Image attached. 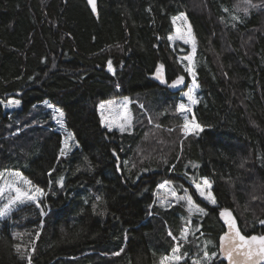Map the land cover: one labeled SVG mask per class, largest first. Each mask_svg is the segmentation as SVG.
<instances>
[{
    "label": "trees",
    "instance_id": "obj_1",
    "mask_svg": "<svg viewBox=\"0 0 264 264\" xmlns=\"http://www.w3.org/2000/svg\"><path fill=\"white\" fill-rule=\"evenodd\" d=\"M181 15L195 38L198 135L177 111L192 80L189 46L169 40ZM161 65L167 82L183 77L178 91L148 77ZM123 97L131 127L109 131L98 104ZM57 109L75 141L63 156ZM202 178L215 204L195 189ZM13 179L44 195L0 218V264H159L176 245L180 264H225L221 208L245 235L264 234V0H98L97 15L85 0H0V185ZM164 181L206 214L157 205Z\"/></svg>",
    "mask_w": 264,
    "mask_h": 264
},
{
    "label": "snow or ice",
    "instance_id": "obj_2",
    "mask_svg": "<svg viewBox=\"0 0 264 264\" xmlns=\"http://www.w3.org/2000/svg\"><path fill=\"white\" fill-rule=\"evenodd\" d=\"M89 4L92 6V11H96V4L95 0H88ZM248 2V0H246ZM245 13H247V9H244ZM184 20L186 22V17L183 15L179 17H173V23L176 22V20ZM233 19H236V17H233ZM177 35L175 37L169 36V39H182L185 44L192 43L193 45V53L195 52V38L192 35L191 27L189 26L187 31L184 32L180 28L176 29ZM184 59L188 61V66L185 68L186 71H188L190 74H193V85L188 89L184 95L188 98V100L191 102V104H196L197 100L195 99L193 92L198 85L195 83V76H194V66H193V57L187 56ZM162 65L160 68L157 69V72L160 73L162 69ZM109 71H112L111 62H109L108 65ZM161 79V82H163L162 75L159 77ZM183 81V77H179L176 81H173V85L180 83ZM20 101L18 100H10L8 102L9 105H19ZM114 101H108L107 105H113ZM128 101L125 100L121 104V108L124 109V111L121 112H110V115L106 118L104 115V112H101V124L109 129L111 131L113 127L119 128L121 132H124L127 128L131 127L132 117L131 114L128 112ZM48 107H52V105H47ZM100 108L102 110H106L105 104H101ZM178 112H188L191 111L190 106H187L183 103L179 104L177 106ZM56 112L59 114V117H61V120L58 121L61 128L64 127L62 118L64 116V113L60 111L59 109L56 110ZM151 123V120H149ZM159 127V125H157ZM171 131V129H170ZM182 131L185 135H187L190 131L195 132V134H199L201 131H203V128L195 123L193 120L191 123V126L189 124L187 115L184 116V125L182 128ZM69 139L71 138V133L68 134ZM67 146V145H66ZM60 155H65V148H61ZM15 177L19 178L23 181L24 184H27L31 186V181L25 180L23 177H20L19 173L14 174ZM60 181H58L59 183ZM168 182L165 181L164 184L158 185L160 188H164L165 185ZM211 183L207 178L203 179V184H196L197 192L200 194L201 197H203L205 200H208L209 203L215 204V198L212 196V193L210 191ZM9 192H15V196H10L8 199V204H6L3 208H0V218L5 217L8 215V213L11 211L12 205H15L16 203H24L25 200L33 201L35 202L38 198V196H43V190L36 188L34 193L30 192H24L19 187L16 186V180H9L5 181L3 185H0V196L4 194L5 191ZM175 197V192L173 191L171 193ZM178 201H186L188 204L187 211L189 215H192L194 212L199 213L201 215H205V209L197 206L192 197L189 196L187 193L185 196L177 197ZM37 207H40L39 203L36 205ZM45 213L41 211V215L43 216ZM220 218L223 220L224 224L227 225L228 231L225 232L220 237V252L222 254L223 260L227 261V264H264V235H252V236H245L242 235L239 228L236 225L235 218L233 217L232 213L228 209H222L220 211ZM262 225H264V220L259 221ZM38 235V234H37ZM169 235L171 236L172 233L170 232ZM188 230L185 229L181 232V239L187 238ZM17 251L19 252V246H17ZM180 252V247L177 246L172 250V255L168 256L165 255L161 258L159 264H180V261L182 257L178 255L177 253ZM205 259H208L207 254H205ZM28 264H31V259L29 258ZM193 264H200L199 261H193Z\"/></svg>",
    "mask_w": 264,
    "mask_h": 264
},
{
    "label": "rangeland",
    "instance_id": "obj_3",
    "mask_svg": "<svg viewBox=\"0 0 264 264\" xmlns=\"http://www.w3.org/2000/svg\"><path fill=\"white\" fill-rule=\"evenodd\" d=\"M188 27H189V25L187 24V22H185L184 20H176V22L174 23V30H173V34L171 35L172 37H175L176 35H177V31H176V29L177 28H180L182 31H184V32H186L187 31V29H188ZM170 40V39H169ZM170 42L172 43V44H174V43H176V42H182V43H184L183 42V40L182 39H172V40H170ZM188 46H189V48H190V53L187 55V56H192L193 57V45H192V43H188L187 44ZM186 56V57H187ZM186 65L188 66V61L186 60ZM187 73H189V72H187ZM189 75H190V77H191V81H190V83H189V85H188V88L185 90V91H183V92H181L180 93V95L182 96V98H183V100L184 101H181L180 102V104L181 103H183V104H185V105H187V106H190V108H191V111H188V112H186V113H184V112H179L180 113V115L182 116V118H183V125H184V116L185 115H187V118H188V121H189V124H190V126H191V123H192V121L194 120V118H193V111H192V109H193V104H191V102L188 100V98L184 95V93H186L187 91H188V89L193 85V74H190L189 73ZM193 95H194V97H195V99H196V88L194 89V92H193ZM10 100H13V99H9L8 101H7V103H5L4 104V107L6 108V109H8V111H11L13 108H15L17 105H9L8 104V102L10 101ZM125 100H127L129 103H128V112L131 114V117H132V108H131V100L129 99V98H127V97H123V98H115V99H109V100H105V101H101L99 104H98V107H99V113H100V116H101V112L103 111L104 112V115H105V117L107 118L109 115H110V112H123L124 111V109L123 108H121L120 106H121V104L125 101ZM108 101H114L115 103L113 104V105H107V102ZM101 104H105V106H106V110H102L101 108H100V105ZM46 105H49L48 103H46ZM139 106L140 107H142V104L141 103H139ZM48 107V106H47ZM48 108H50V107H48ZM51 109H53V107H51ZM53 117H54V121H55V125H56V127L58 128V129H60V131L63 133V136H62V148H65V153H67V152H69L72 148H73V146L75 145V141L72 139V137L69 139V136H68V132H66L63 128H61L60 127V125H59V123H58V121L59 120H61V117H59V114L54 110L53 111ZM107 128V127H106ZM170 128H172V127H170ZM108 129V128H107ZM113 129L114 130H118V131H120L119 130V128H117V127H113ZM129 128H127L126 130H128ZM169 129V128H168ZM189 133H195V132H193V131H190ZM188 133V134H189ZM67 145V146H66ZM203 179L204 178H202L201 180H200V183L199 184H203ZM165 182V181H164ZM164 182H162V183H160L159 185H161V184H164ZM168 183L165 185V187L164 188H160V187H157V192H156V196H155V203L157 204V205H159V206H161V207H168V206H170L171 204H173V203H175V202H178V200H177V197H181V196H185V194L186 193H184V194H181V195H179V194H177V192H176V190H175V188L173 187V185L169 182V181H167ZM195 189H196V185H195ZM197 190V189H196ZM175 192V197L171 194L172 192ZM210 191H211V188H210ZM199 194V193H198ZM200 195V194H199ZM203 198V197H202ZM204 199V198H203ZM205 200V199H204ZM207 202H209L208 200H206ZM184 203H185V205H186V207L188 208V204H187V202L186 201H183ZM195 214H199V213H196V212H194ZM186 229V227H184V230ZM183 230V231H184ZM180 238H181V235H180ZM182 240H184V239H182ZM178 245H176L174 248H176ZM178 254V253H177ZM172 255V251H171V253L168 255V256H171ZM179 255V254H178ZM182 257V259H181V261H180V263L181 262H185V257L184 256H181ZM213 257H214V255H209L208 256V259H205V255H203V256H201V257H199V259H197V258H190V261H189V263L190 264H193V261H199L200 262V264H207V263H209L212 259H213ZM185 264V263H184Z\"/></svg>",
    "mask_w": 264,
    "mask_h": 264
},
{
    "label": "water",
    "instance_id": "obj_4",
    "mask_svg": "<svg viewBox=\"0 0 264 264\" xmlns=\"http://www.w3.org/2000/svg\"><path fill=\"white\" fill-rule=\"evenodd\" d=\"M85 1L87 2L89 8H90L91 11H92V6L89 4L88 0H85ZM95 4H96V11H95V12L92 11V12H93L94 15H97V14H98V0H95ZM158 68H160V66H159ZM161 70H163V67H162ZM161 75H162V77H164V76H163V73H161V72L158 73V72L156 71V72H154L153 74H149L148 77H149L150 79H160L159 77H160ZM176 80H177V79H174V80H171L169 83H167L168 88H170L172 91H178V90L180 89L181 85H182V82H180V83L176 84L175 86H172V85H173V81H176ZM222 209H228V208H221V209L219 210V213H218V215H219V219H220V221L222 222V224H223V226H224V230H223V232L219 235V241H218V250H219L220 258L223 260L222 254H221V252H220V237H221L225 232L228 231V228H227V225H225L224 222H223V220L220 218V211H221ZM228 210H230V209H228ZM230 211H231V210H230ZM231 213H232L233 217L235 218V221H236V225H237V227L239 228V225H238V222H237V219H236L234 213H233L232 211H231ZM239 230H240V232H241L242 235H245V234L241 231L240 228H239ZM252 235H264V234L252 233V234L245 235V236H252ZM223 261L225 262V264H227V261H226V260H223Z\"/></svg>",
    "mask_w": 264,
    "mask_h": 264
},
{
    "label": "flooded vegetation",
    "instance_id": "obj_5",
    "mask_svg": "<svg viewBox=\"0 0 264 264\" xmlns=\"http://www.w3.org/2000/svg\"><path fill=\"white\" fill-rule=\"evenodd\" d=\"M163 69H164V68H163ZM162 72H164V71L161 70V73H162ZM163 76H164V77H163V82H162V83L165 84V85H167V83H169L171 80H170L169 82H167V79L165 78V73H163ZM156 80H157V81H161V79H156ZM173 80H174V79H173Z\"/></svg>",
    "mask_w": 264,
    "mask_h": 264
}]
</instances>
